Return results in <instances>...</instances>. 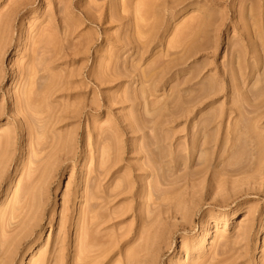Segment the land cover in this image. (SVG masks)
<instances>
[{
  "label": "rangeland",
  "instance_id": "rangeland-1",
  "mask_svg": "<svg viewBox=\"0 0 264 264\" xmlns=\"http://www.w3.org/2000/svg\"><path fill=\"white\" fill-rule=\"evenodd\" d=\"M147 1L0 0V264H264V0Z\"/></svg>",
  "mask_w": 264,
  "mask_h": 264
},
{
  "label": "bare ground",
  "instance_id": "bare-ground-1",
  "mask_svg": "<svg viewBox=\"0 0 264 264\" xmlns=\"http://www.w3.org/2000/svg\"><path fill=\"white\" fill-rule=\"evenodd\" d=\"M146 1V6L148 5L149 6V4H150V2L149 1H147V0H145ZM247 1V0H246ZM148 2H149V4H148ZM252 2V1H251ZM262 139H263V143H261L262 145L264 144V138L262 137Z\"/></svg>",
  "mask_w": 264,
  "mask_h": 264
}]
</instances>
